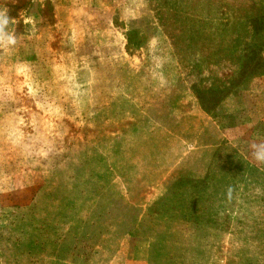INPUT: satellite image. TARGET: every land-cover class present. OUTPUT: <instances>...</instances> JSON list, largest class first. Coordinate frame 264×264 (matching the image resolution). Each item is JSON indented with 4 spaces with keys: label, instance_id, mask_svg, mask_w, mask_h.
I'll return each mask as SVG.
<instances>
[{
    "label": "rangeland",
    "instance_id": "1",
    "mask_svg": "<svg viewBox=\"0 0 264 264\" xmlns=\"http://www.w3.org/2000/svg\"><path fill=\"white\" fill-rule=\"evenodd\" d=\"M80 1L0 0V13L9 18L5 32L16 40L0 42V51L17 47L7 50L11 63L0 64V81L10 84L11 103L21 105V119L1 125L0 139L7 146L26 141L17 145L49 189L26 212L28 226H17L41 235L36 224L45 214L72 226L60 246L26 238L30 254L13 255V262L264 264V162L252 147L264 144L263 121L251 133L223 132V101L238 81L256 86L259 78L235 80L233 57H223L216 69L197 63L223 77L211 80L222 89L201 91L220 105L201 110L190 86L203 80L185 78L180 63L152 44L142 52L129 44L124 55L108 35L109 14ZM172 1L181 8L183 0ZM115 2L127 11L133 0ZM235 2L223 0L221 10L234 13ZM258 6L264 0H248V10ZM148 20L139 21L146 26ZM260 49L242 48L245 76L261 71ZM26 72L39 92L27 93ZM251 96L243 98L250 111Z\"/></svg>",
    "mask_w": 264,
    "mask_h": 264
},
{
    "label": "crops",
    "instance_id": "2",
    "mask_svg": "<svg viewBox=\"0 0 264 264\" xmlns=\"http://www.w3.org/2000/svg\"><path fill=\"white\" fill-rule=\"evenodd\" d=\"M80 2L82 5H89L95 8L100 6V9L106 15L109 14L108 19L104 17V14L102 16L109 20L107 26L108 35L118 39L117 44L122 47L121 50L124 55L127 53V46L129 47V44L132 43L133 46L139 47L141 52L143 47H149L151 44L153 47L164 49L171 47L167 36L162 32L160 25L156 21L153 8L148 6L147 0L129 2V8H127L129 12L126 11V4L117 6L115 0H91L85 3L81 0ZM59 3L77 5L79 0H59ZM222 3L223 0H183L179 10L182 15L189 18L187 20L191 30L198 32V35L186 38L184 45L188 48L189 55L197 60L201 68L209 67V65L207 66L209 63L210 68L216 69L219 60L223 59V57H233L236 60L234 61L236 62L235 80L240 78H246V80L259 78V83L256 86H249L246 81H238L239 83L237 82L235 86L237 91L230 93L223 101L227 120V126L223 129V132L229 137V135L234 133L235 135L244 134L245 132L251 133L253 128L260 124V120L263 121L262 125H264V41H259L258 44L255 43V41H258L255 40L256 37H263L264 40V8L258 6L248 10V0H236L234 13L225 12L228 11L225 9L223 12L221 10ZM72 7L74 8V6ZM143 17H149V20H151L149 30L154 34H150L144 42H131L127 34H129V31L139 32L141 30L142 24L139 20ZM157 39H160L159 42L154 44L158 41ZM255 45L261 48L262 69L247 77L245 76L244 68L239 63L241 61L240 56L243 53V47H254ZM203 47H205V50L202 49ZM16 48L8 46L2 49L0 51V64L10 62L12 56H7V50ZM248 54L251 56V52ZM105 57L109 58L110 55H105ZM13 59H16V57H13ZM250 59L249 63L255 65L254 57L253 60L251 57ZM179 73L181 74V72ZM24 74L22 82L27 93L39 92L40 88L34 89V84H31L29 73L26 72ZM0 75L1 78H4L5 72H0ZM9 87V83L0 81V126L14 120L15 117L21 119L20 112L17 111V107H21V105H17L16 102V104H12L14 99L6 94L11 88ZM123 93L125 96H123L122 101H128L126 93ZM250 95L255 101L254 110L251 111L243 104V98L248 96L250 99ZM256 110L262 112L261 117H259ZM254 113L258 115V118ZM6 143L9 142L0 139V264H15L12 259L13 255L30 254L27 249V239L32 237L38 240H42V238L54 240L53 244L60 246L63 240L71 237L70 230L72 226L69 224L64 227L61 221L67 223L66 220L62 218L61 221L56 218L49 219L50 216L47 214L41 218V221L38 220L36 224L38 225V231H41V235L34 234L30 236L24 227L17 226L19 224L28 226L27 224L23 225L25 221H28L25 218L26 212L31 207H34L38 200L42 199L43 194H41V191L45 192L47 197L46 191L49 189L46 188L47 182H39L41 170L31 171L29 152L25 149L22 150L17 145L21 144L23 147L26 141L19 140L16 145H10L12 148L7 146ZM55 184L52 183V185ZM70 213L71 211H69ZM86 213L87 210L84 209L82 214L86 215ZM56 221L57 226H54ZM40 224L41 227H39ZM4 257H7L6 260L3 259Z\"/></svg>",
    "mask_w": 264,
    "mask_h": 264
},
{
    "label": "trees",
    "instance_id": "3",
    "mask_svg": "<svg viewBox=\"0 0 264 264\" xmlns=\"http://www.w3.org/2000/svg\"><path fill=\"white\" fill-rule=\"evenodd\" d=\"M157 2V4H155ZM155 3H152V8L154 11V14L156 16V21L160 25V28L162 29V32L167 36L169 40V44L171 47H168L166 49L161 48V50H166V55L168 56L171 63L173 62L174 58L177 62H179L180 66L182 67L184 71L181 70L182 74L184 73L186 75L185 78H189L193 80V78H199L198 80H206L208 83V88L204 87L205 84L203 81L196 82L197 84L192 83L191 89H193V93L197 96L196 99L199 101L198 108L201 110L209 112L208 109L209 105L214 106L213 109L216 110V107L220 105V101H212V97H202L201 91H209L210 88H217L222 89V86L219 84H216V82L211 83V80H223L222 75H217L215 72H205L201 70L197 65V60L193 57H190L188 48L184 45V41L186 38L195 36L196 32L191 30L190 25H188L189 19L187 16H184L181 14V11L178 7L175 6V3L172 0H155ZM166 12H168L166 14ZM151 20L147 21V25L142 24L141 30L139 32L136 31H129V34H127L128 39L131 40L134 39V41H145L148 39L150 34H154L149 30V24ZM9 25L6 26L8 28ZM146 28V29H144ZM193 29V24H192ZM195 33V34H194ZM160 38V37H158ZM158 40V39H157ZM160 40V39H159ZM156 41V44L159 42ZM160 48V47H159ZM208 74V75H205ZM233 75H227L225 79L232 80ZM230 81L227 83L229 84ZM204 87V88H203ZM227 93V92H226ZM225 93V94H226ZM196 100V101H197ZM207 103V105H206ZM211 103V104H210ZM7 257H4L3 259L6 260Z\"/></svg>",
    "mask_w": 264,
    "mask_h": 264
},
{
    "label": "clouds",
    "instance_id": "4",
    "mask_svg": "<svg viewBox=\"0 0 264 264\" xmlns=\"http://www.w3.org/2000/svg\"><path fill=\"white\" fill-rule=\"evenodd\" d=\"M8 24L9 18L4 13H0V42L15 44V37L5 32V28ZM252 147L255 149V151L253 152L254 158L257 161L264 162V144H253Z\"/></svg>",
    "mask_w": 264,
    "mask_h": 264
}]
</instances>
